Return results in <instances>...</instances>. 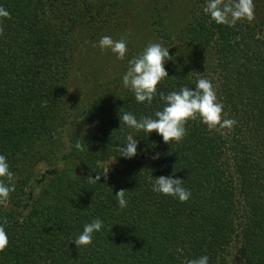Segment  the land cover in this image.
<instances>
[{"label": "trees", "instance_id": "trees-1", "mask_svg": "<svg viewBox=\"0 0 264 264\" xmlns=\"http://www.w3.org/2000/svg\"><path fill=\"white\" fill-rule=\"evenodd\" d=\"M175 1L0 0L11 15L0 35V154L17 178L0 204L9 238L0 264H183L205 255L209 264H264V0H254V21L234 27L191 0L170 36ZM148 25L173 57L151 104L123 86L134 49L121 61L93 46L116 40L118 26ZM200 78L237 121L232 131L190 120L185 138L166 144L121 124L123 112L155 118L160 92L195 89ZM129 134L138 141L131 159L116 151ZM162 175L183 179L190 199L153 192ZM95 218L102 230L77 249L72 241Z\"/></svg>", "mask_w": 264, "mask_h": 264}, {"label": "clouds", "instance_id": "clouds-1", "mask_svg": "<svg viewBox=\"0 0 264 264\" xmlns=\"http://www.w3.org/2000/svg\"><path fill=\"white\" fill-rule=\"evenodd\" d=\"M203 12L216 24L228 27H234L239 21L252 22L255 20L254 0H206ZM3 19H11V15L0 6V35H3L4 32ZM98 46L102 51L111 50L121 61L125 59L128 52L127 40L123 37L114 40L105 35L99 40ZM172 59L173 57L169 55V48L160 43L150 42L140 54L128 61L127 71L122 77L123 86L134 93L138 103L151 104L157 95L158 85L169 77L164 65ZM159 98L164 107L155 112V118L141 116L137 119L134 114L123 112L120 115L121 124L136 132L143 131L149 134L156 132L162 136L163 142L166 144L181 142L187 135L186 125L190 120L199 119L210 131L218 130L221 134H224L223 130L225 129L232 131L237 124L235 119L224 117V105L219 101L213 83L207 78L198 79L195 89L184 86L179 91H172L168 94L160 92ZM46 106L47 102H44L42 107ZM137 146V139L129 134L127 142L118 145L116 151L121 157L131 159L137 155ZM75 147L83 151V145L79 141ZM159 158V153L152 157L154 160ZM103 174L106 179L107 172ZM16 179L15 174L10 170L6 156L0 154V204L8 202L10 194L15 191ZM100 179L101 174H97L94 179L91 175L86 177L90 184H95ZM183 183V179L162 175L154 178L152 191L178 198L181 203H185L190 199L191 191L183 187ZM126 191L121 189L115 194L120 209H124L128 205L125 198ZM6 223V218L3 223H0V252L5 251L9 244L4 227ZM102 228L103 221L100 218H95L84 225L81 234L72 242L75 243L77 249L90 246L93 242V234L101 231ZM183 264H209V258L205 255L186 259Z\"/></svg>", "mask_w": 264, "mask_h": 264}, {"label": "rangeland", "instance_id": "rangeland-1", "mask_svg": "<svg viewBox=\"0 0 264 264\" xmlns=\"http://www.w3.org/2000/svg\"><path fill=\"white\" fill-rule=\"evenodd\" d=\"M132 1L135 2V0ZM144 1L145 0H141V4H143ZM114 2H117L118 5L122 4V0H114ZM190 2L191 0L175 1V13L168 16V18L166 19L167 26L170 30V36H174L176 28L178 26H181L180 24H182V22L184 21L187 9L190 6ZM136 4L138 5L140 3L136 1ZM138 15V9H135V11L133 12V16H131V19H135V17ZM115 37L116 40H119L122 37L125 38L127 40V45L131 46L134 49V53L137 56L150 42H153L154 33L151 25L142 27L140 31L139 29L135 31L129 26H118ZM95 51H100L98 45L95 47Z\"/></svg>", "mask_w": 264, "mask_h": 264}]
</instances>
